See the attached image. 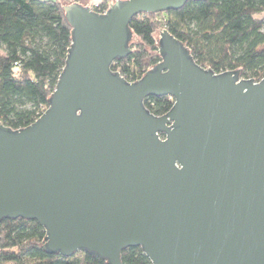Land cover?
I'll use <instances>...</instances> for the list:
<instances>
[{"label":"water","instance_id":"95a60500","mask_svg":"<svg viewBox=\"0 0 264 264\" xmlns=\"http://www.w3.org/2000/svg\"><path fill=\"white\" fill-rule=\"evenodd\" d=\"M186 1L63 7L72 42L49 106L24 128L0 123V221H36L64 257L121 264L141 247L151 264H264V77L202 67L165 28L140 79L110 69L135 15ZM148 96L171 109L151 114Z\"/></svg>","mask_w":264,"mask_h":264},{"label":"trees","instance_id":"16d2710c","mask_svg":"<svg viewBox=\"0 0 264 264\" xmlns=\"http://www.w3.org/2000/svg\"><path fill=\"white\" fill-rule=\"evenodd\" d=\"M113 0H100L103 10ZM78 0H0V123L18 130L49 106L71 45L72 26L64 6ZM130 51L111 64L128 82L140 79L162 58L158 32L165 28L193 60L215 73L239 71V78L264 77V0L186 1L177 10L140 13L129 22ZM157 34V35H156ZM170 96H148L155 116L172 107ZM46 232L36 221H0V264H107L88 252L64 257L44 249ZM121 264H151L141 247L122 250Z\"/></svg>","mask_w":264,"mask_h":264},{"label":"crops","instance_id":"0c3cea01","mask_svg":"<svg viewBox=\"0 0 264 264\" xmlns=\"http://www.w3.org/2000/svg\"><path fill=\"white\" fill-rule=\"evenodd\" d=\"M79 1V0H78ZM88 6L89 7H92L94 4H96V3H99L100 2V0H88Z\"/></svg>","mask_w":264,"mask_h":264},{"label":"built area","instance_id":"2783aa9c","mask_svg":"<svg viewBox=\"0 0 264 264\" xmlns=\"http://www.w3.org/2000/svg\"><path fill=\"white\" fill-rule=\"evenodd\" d=\"M99 4H100V3H96V4H94V5L92 6V8L97 7ZM106 10H107V8H105V9H103V10H99V11H97V12H99V13H105Z\"/></svg>","mask_w":264,"mask_h":264},{"label":"rangeland","instance_id":"374dc122","mask_svg":"<svg viewBox=\"0 0 264 264\" xmlns=\"http://www.w3.org/2000/svg\"><path fill=\"white\" fill-rule=\"evenodd\" d=\"M0 54H2V52H0Z\"/></svg>","mask_w":264,"mask_h":264}]
</instances>
